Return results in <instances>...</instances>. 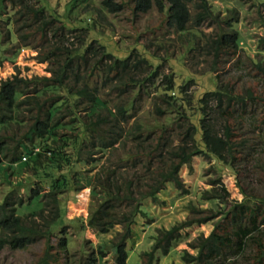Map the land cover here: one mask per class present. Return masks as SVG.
Instances as JSON below:
<instances>
[{
	"label": "trees",
	"instance_id": "16d2710c",
	"mask_svg": "<svg viewBox=\"0 0 264 264\" xmlns=\"http://www.w3.org/2000/svg\"><path fill=\"white\" fill-rule=\"evenodd\" d=\"M4 1L0 0V9ZM129 1L134 15L147 12L152 6L164 13L165 26L175 32L178 39L185 41V52L193 48L192 42L198 38L196 27L208 18H217L210 0ZM189 4L196 8L194 15L189 13ZM101 6L108 12L122 9V4L112 0H102ZM23 11L22 15L28 16L24 20L25 25L35 21V32L38 30L43 36L50 32L56 39L41 58L42 61H50L53 57L55 64L49 77L28 79L13 75L0 83V173L6 179V167L12 171L18 169V172L29 168L32 170L31 178L38 186L29 191L27 202H15L10 194L0 200V250L5 246L22 249L45 239L43 255L33 264H63L62 255L68 253L71 243L70 236L64 231L65 224H76L79 220L65 217L61 192L77 185L81 165L87 161L98 163L102 156L94 158L93 155L99 152L105 154L125 136L121 123L129 118L128 112L133 108L135 99L143 92L148 93L149 85L155 89L154 113L164 118L157 126L161 125L164 129L176 122L178 143L172 145L167 140L169 136L158 134L155 144H143V138L134 136L139 143L134 144L132 153L126 154L134 159L128 162L130 167L138 165L136 159L140 155L147 160V170L153 162L157 164L156 170L151 171L155 174L151 176L153 183L148 185L146 192H142L143 195H135L127 187L122 192L116 169L108 167L107 177L98 182L99 191L94 187L90 190L92 195H100L103 201L88 215V226L99 233L110 231L119 222L124 226L119 241L113 244L116 264H124L128 257L124 246L130 236V225L138 214L148 216L143 200L151 197L156 201L157 193L168 183L178 188L181 182L177 172L192 157H210L215 160L219 172H227L225 169H228L236 177L243 167L246 169L248 159L245 157L252 148H247V139L241 138L238 133V122L240 124L247 107L257 103L259 96H255L250 88L243 93L237 92L229 78L214 74L220 56L233 58L240 49L241 38L230 27V19L223 20L226 24L224 28H219L215 38L206 41L207 53L213 59L210 68L202 74H195L183 63L184 52L174 58L161 56L151 52L147 44L136 41L120 49L108 33H100L104 31L102 24L105 23L99 20L98 9H91L90 17L77 20L72 27L66 26L58 15L48 13L45 17L42 7L23 6ZM66 31L76 32L77 43H72L73 46L63 45L60 39ZM163 62L168 63L171 71L155 84ZM251 62L264 81V64L256 60ZM39 80L42 82L40 86L33 88L32 95H27V85L39 83ZM194 82L200 87L187 93L188 85ZM105 87L116 92L117 98L127 94L129 99L111 108L99 93ZM23 103L31 105L32 114L30 123L19 132L25 125L20 113ZM155 121L159 123L157 119ZM253 122V129H257L261 137L258 142L264 144V104L261 121ZM182 123L184 127H181ZM217 123L219 129L215 127ZM15 127L18 130L16 136L4 133ZM141 127L142 121L136 123L133 129ZM9 139L12 144L8 143ZM256 163L254 165L264 171V161L258 159ZM38 184L48 187V192L39 193ZM240 191L243 195L240 201L225 199L228 192L222 183L203 192L200 199L213 201L217 206L202 215V210L191 204V218L168 229L155 230L153 235L148 236L153 241L150 250L143 251L148 258L147 264L151 263L156 252L164 255L170 252L172 242L180 240L179 231L183 227L211 220L215 222L213 229L189 244L196 253L182 252L184 264H237L231 259L237 255L243 257L248 248L249 264H264V196L242 185ZM124 202L129 208L120 215L119 209ZM44 207H48V218L42 215ZM33 216L41 218L42 228L35 226L39 223L32 221ZM52 235H58L55 252L49 242ZM98 256L89 257L86 264H95Z\"/></svg>",
	"mask_w": 264,
	"mask_h": 264
},
{
	"label": "rangeland",
	"instance_id": "374dc122",
	"mask_svg": "<svg viewBox=\"0 0 264 264\" xmlns=\"http://www.w3.org/2000/svg\"><path fill=\"white\" fill-rule=\"evenodd\" d=\"M101 1L5 0L0 9V83L2 80L12 78L13 75L28 79L49 77L55 64L53 57L50 61H42L41 58L42 54L55 44L56 39L52 37L50 32L45 36L38 30L35 32L37 22L33 20V23L25 25L24 20L28 16L27 14L22 15L23 6L42 7L45 9L42 13L45 17L48 13L54 16L58 15L68 27H72L77 20L90 17L91 9H98L100 10L99 20L105 23L102 24L104 31L100 33H108L120 49L134 44L136 41L140 44H147L151 52L161 56L174 58L184 52L183 63L195 74H202L210 68L213 59L207 53L206 41L215 38L219 28H224L226 24L223 20L230 19V27L236 30L241 38L240 49L233 58L220 56L214 74L219 73L224 78H229L237 92L243 93L245 89L250 88L255 96H259L257 103L249 105L243 118L240 119V124L238 122V133L241 138L247 139V148H252L250 154L245 157L248 159L246 169L243 167L241 173L236 177V175L228 172V169H225L227 172H219L215 167L214 159L203 155L194 156L188 163L180 166L177 177L181 184L178 188L168 183L157 193L156 201H153L151 197H146L143 200V204L147 206L148 216L138 214L135 222L130 225V236L125 241L124 246L128 251V257L124 264H147L148 258L143 255V251L150 250L153 241L148 236L153 235L155 230L159 228L168 229L191 218L192 214L189 210L191 204L198 206L202 210V215L206 214L209 208L217 206L213 201L200 199L203 192L217 188L222 183L228 192V196L225 197L227 200L240 201L243 198L240 191L241 185L245 189L248 188L264 196V171L254 165L257 164L256 160L258 159L260 162L261 160L264 161V144L262 141L259 144L258 141L261 137L257 133L258 130L253 129V120L261 121L264 104V81L262 75L251 62V60H256L264 64V0H210L209 4L217 18H208L196 27V31L199 32L198 38L192 42L193 48L187 52H185V41L178 39L177 34L165 26V14L158 11L154 6L147 12L134 15L131 12L132 5L129 0H112L122 4V9L116 12H108L101 6ZM188 6L190 15H194L196 13L195 6L193 4ZM29 17L32 18L33 16L30 14ZM75 36V31H66L64 37L60 39L63 45L73 46L72 43H77ZM164 46L165 48H163ZM170 71L168 63L163 62L160 74L155 79V84L160 83L162 76ZM40 83H42L41 80L39 83H29L26 87L27 95H32L33 88L40 86ZM97 84L100 85L98 81ZM199 87L200 84L191 83L186 89L187 93L190 94ZM147 92H143L141 97L135 99L133 108L128 112L129 118L121 123L124 138L122 137L116 142L105 154L102 155V152L94 154V158L102 156L98 163L93 164L91 161H87L81 165V174L77 185L61 192L60 200L65 206V217L79 220L76 224H65L64 231L70 236L71 243L68 246V253L62 255L63 264H86L89 257L98 255L95 264H116L113 244L119 241L124 226L119 222L106 233H99L88 226V215L103 201L100 195H92L90 190L94 187L99 191L98 182L107 177L108 167L116 169V177L122 192L125 191L126 187L135 195L146 192L148 185L153 183L151 176L153 177L155 174L151 171L156 170L157 164L153 162L148 171L145 167L147 160L140 155L136 159L138 165L133 168L130 167L128 162H132L134 159L130 155L126 156V154L132 153L134 144L139 143L134 139V136L138 135L140 139L143 138V144H155L158 134L169 136L167 140L171 141L170 144L172 145L178 143L176 131L178 124L173 122L170 127L165 126L164 129H161V125L160 127L157 126L164 121V118L154 113V86L149 85ZM99 93L108 101L111 108L115 104L129 99L127 94L117 98V93L107 87L101 88ZM20 113L25 122L23 128L19 130L22 132L30 123L31 105L23 103L20 107ZM141 121L143 127L134 130L133 126ZM181 127H184V123L181 124ZM215 127L219 129V124L217 123ZM17 131V127H15L4 133L10 135L14 133L16 136ZM61 132L59 131V133ZM7 141L9 144L13 143L11 139ZM132 156L136 157L133 154ZM238 161L240 163V160ZM5 173L6 179L0 173V200L10 194L11 200L15 202L18 200L27 202L29 191L38 187L36 181L33 182L31 178L32 170L24 168L18 172V169L12 171L6 167ZM38 185L40 187L39 193L48 192V187ZM42 199L46 200L47 197H42ZM128 208L127 203H122L119 209L120 215L126 212ZM42 212L44 217H49L48 207H44ZM31 218L35 223H39L35 226L42 228L40 217L33 216ZM214 223L211 220L206 223H192L183 227L179 231L180 240L172 242L170 252L166 255L156 252L150 264H184L181 257L182 252L186 250L195 254L196 251L189 244L196 241L200 235L206 236L213 229ZM49 242L53 245L52 251L55 252L58 235H52ZM45 244L46 240L41 239L22 249H12L5 246L0 250V264H33L43 255ZM249 253L248 248L243 257L237 255L231 261L235 260L237 264H245L249 260L247 256ZM245 258L246 260H244Z\"/></svg>",
	"mask_w": 264,
	"mask_h": 264
}]
</instances>
